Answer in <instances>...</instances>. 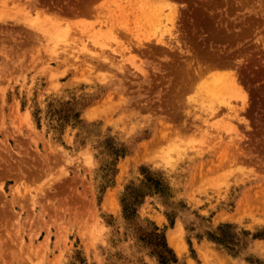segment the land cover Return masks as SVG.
<instances>
[{
    "label": "rangeland",
    "instance_id": "rangeland-1",
    "mask_svg": "<svg viewBox=\"0 0 264 264\" xmlns=\"http://www.w3.org/2000/svg\"><path fill=\"white\" fill-rule=\"evenodd\" d=\"M155 229L264 264V0H0V264H163Z\"/></svg>",
    "mask_w": 264,
    "mask_h": 264
},
{
    "label": "trees",
    "instance_id": "trees-1",
    "mask_svg": "<svg viewBox=\"0 0 264 264\" xmlns=\"http://www.w3.org/2000/svg\"><path fill=\"white\" fill-rule=\"evenodd\" d=\"M125 211H130L128 210V206L125 207ZM143 239L147 240L154 246V251L159 256L161 263L169 264L170 262L177 261L174 252L167 245L163 233L158 232L157 229H155V231L150 232L144 231ZM211 239L219 244L224 245L231 251L235 249L236 242L234 236L229 235L223 229H220L219 232L212 234Z\"/></svg>",
    "mask_w": 264,
    "mask_h": 264
},
{
    "label": "bare ground",
    "instance_id": "bare-ground-1",
    "mask_svg": "<svg viewBox=\"0 0 264 264\" xmlns=\"http://www.w3.org/2000/svg\"><path fill=\"white\" fill-rule=\"evenodd\" d=\"M176 236H178L177 234H175ZM175 235L173 236H170V242H171V244L173 245V247L174 248H176V250L180 253V254H182L183 253V251H184V245H183V243L181 242V239L180 240H178L177 238H175Z\"/></svg>",
    "mask_w": 264,
    "mask_h": 264
}]
</instances>
